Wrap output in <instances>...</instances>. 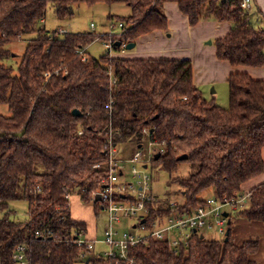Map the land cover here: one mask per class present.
<instances>
[{
  "label": "trees",
  "instance_id": "obj_1",
  "mask_svg": "<svg viewBox=\"0 0 264 264\" xmlns=\"http://www.w3.org/2000/svg\"><path fill=\"white\" fill-rule=\"evenodd\" d=\"M115 2L128 4L131 13L117 17L124 24L121 33L101 38L113 42L114 53L122 50L117 41L127 44L154 30L167 31L162 8L174 2L189 27L205 20L230 22L229 32L214 42L218 59L264 67V28L251 23L240 0H0V106L8 111L0 113V264H13L22 243L29 264H75L81 253H89L73 242L86 229L70 217L64 192L85 187L81 200L100 212L90 195L105 171L94 166L109 160L110 148L139 143L143 129L164 144L154 166L169 173L179 162L193 167L187 177L174 180L181 187V213L203 205L199 194L210 188L216 200L236 199L246 182L264 172V79L230 74L224 109L195 86L190 60L128 59L105 50L98 59L82 61L76 51L85 52L97 34L59 36L40 27L48 8L64 19L71 18L74 5ZM34 33L16 68L7 65L12 53L6 46ZM111 101L109 111L105 106ZM181 155L186 159L178 161ZM247 194L237 217L264 225V182ZM16 200L28 203V219L9 218V203ZM170 201L158 199L145 221L148 229L157 217L171 213ZM229 221L221 240H207L196 231L174 252L167 241L148 237L128 253L138 264H256L252 256L259 240L235 243L232 217ZM45 226L53 231L52 240L35 237ZM86 264L114 262L93 254Z\"/></svg>",
  "mask_w": 264,
  "mask_h": 264
},
{
  "label": "built area",
  "instance_id": "obj_2",
  "mask_svg": "<svg viewBox=\"0 0 264 264\" xmlns=\"http://www.w3.org/2000/svg\"><path fill=\"white\" fill-rule=\"evenodd\" d=\"M253 0H240V8L248 11ZM120 28V32L124 29V24L121 22H109L108 32L96 33V28L93 23L89 25V31L97 34V40H101L104 36H114L113 29ZM58 34L64 35L67 33L65 29H58ZM104 47L110 56H114L113 42L103 41ZM122 43V42H121ZM122 50L125 49V43L121 44ZM76 53L81 55L82 61H87L83 50H77ZM111 75V72H109ZM45 76L48 78L49 74ZM115 81L112 80V84ZM112 101L105 106L111 110ZM81 133V132H80ZM143 139L139 142L130 157L121 154L116 148H110L108 151L109 160L104 164H96L94 167L104 170V176L99 181L98 188L91 192L90 199L94 201L98 195L100 209L107 214V227L103 233V242L108 248L106 251L100 250L98 256L114 264H138L129 256V248L139 244H146L147 238L154 240L167 241L171 251L177 252L180 246H186L190 235L200 229L216 230L218 234L225 236L227 231V222L229 217L237 216L238 212L245 207L249 194L240 196L236 199L222 201L213 198H208L205 203L197 207L191 214L181 213L178 208L181 203L170 201L169 207L172 211L169 215L157 217L151 224V228L146 227V219H148L151 208H156L155 204L158 199L150 190L151 176L146 172L147 164L151 163L155 153L163 154L164 144L158 143L150 139L149 131L142 130ZM111 137L108 136V139ZM110 142V141H109ZM129 170L126 171V167ZM40 192V187L34 188V193ZM77 194H83L85 187L79 188ZM72 192L65 190L64 199L69 204V198ZM227 213V217L223 213ZM122 219L134 221L131 230H119L113 227L115 223H120ZM145 232L140 234V232ZM176 232L177 238H174L172 233ZM199 233V232H198ZM79 236H74L73 242L78 247L84 246L87 251H94V246L97 241L85 240V232L81 231ZM35 237L52 240L54 233L46 226L35 232ZM171 235V236H170ZM100 242V243H101ZM102 243V244H103ZM26 244L16 246L12 255L13 264H29L26 257ZM81 257L84 254H80Z\"/></svg>",
  "mask_w": 264,
  "mask_h": 264
},
{
  "label": "rangeland",
  "instance_id": "obj_3",
  "mask_svg": "<svg viewBox=\"0 0 264 264\" xmlns=\"http://www.w3.org/2000/svg\"><path fill=\"white\" fill-rule=\"evenodd\" d=\"M172 7V12L170 10L166 9V5H163L162 11L168 18V29L165 32V34L171 35V37H168V40L173 46H178L180 43H183L184 38V20L181 14L177 12V9L174 5H170ZM174 9V11H173ZM73 15L71 18H64V19H58L52 8H48L44 21L40 23V27L44 26L45 30L47 31H53L58 29H65L70 32L75 33H84L89 31V25L90 23H93L96 28V33H103L108 32L109 28V22H116L117 17H128L131 13V8L128 4L124 2H115L111 4L106 3H96L94 5H86V4H79L74 5L72 7ZM109 17H111L109 19ZM254 23V22H253ZM252 23V24H253ZM188 24H186L187 27ZM254 25V24H253ZM257 27V25H254ZM189 27V26H188ZM113 33H119L120 28L117 26L112 30ZM59 36L61 34H58ZM35 37L34 34L24 35L20 40L14 41L9 43L6 47L10 50L12 53L11 58L5 62L7 65H11L13 68H16V65L21 60L22 55L25 51L26 45L28 41ZM207 46H213L214 41L207 39ZM211 43V45H209ZM87 49V51H86ZM85 49L84 55L86 57L98 59L106 50L104 47V43L102 40H95L90 46H87ZM135 50H124V52H134ZM16 71V70H15ZM214 90L215 93H211V91ZM208 93H211L213 96H215L216 100L215 103L221 108H228L229 106V96H228V86L225 83H217L216 85H210L209 88H204V97L209 101ZM217 92V93H216ZM208 96V97H206ZM214 102V100H213ZM221 105V106H220ZM0 113L4 116L8 115L7 107L6 106H0ZM142 141V140H141ZM140 141V142H141ZM139 145V143H133V142H125L119 146V149L121 151V154L127 155L130 157V153L134 151L136 148V145ZM130 155V156H129ZM129 170V166L126 167V171ZM193 171V167L189 162H179L177 165V168L175 171L169 173L162 170L160 167L154 166L153 163L147 164L146 172L149 173L151 176V183H150V190L155 195V197L159 200L164 199L165 197H169L171 201L176 203H181L183 201V198L180 194L181 187L174 182L176 178L181 179L187 177L191 172ZM264 180V173L249 180L241 187V196L246 195L250 188L256 186L257 184L261 183ZM215 197L214 189L210 188L205 191H203L201 194H199V198H202L203 200H206L207 198H213ZM205 198V199H204ZM9 210L10 215L9 218L11 220L15 221H24L28 219V203L24 200H16L9 203ZM101 211V210H100ZM105 217L106 214L101 211L99 212V215H96L94 218L97 219V230H98V236L95 241L97 243L94 246V251H91L84 255L83 257H79V259L76 260L75 264H86V262L91 258L93 254H97L102 251L108 250L106 247L107 245L101 242L103 240V229L105 226ZM236 217L233 215V218ZM232 218V227L234 228V219ZM237 218V217H236ZM121 223V224H120ZM120 223H115L112 225L113 227H116L117 229L123 231V230H131L134 221H128L127 219H122ZM199 232L204 236L207 240H221L224 238L223 235L218 234L216 230H206V229H200ZM205 230V231H204ZM145 232L141 231L140 234H144ZM172 235H176V232H173ZM171 236V235H170ZM258 238L259 242H262L264 239V233L260 231V229L257 230L256 235H252ZM235 239V237H233ZM101 242V243H100ZM103 243V244H102ZM235 243L239 244L236 240ZM106 245V246H105ZM261 255V254H258ZM257 255V256H258ZM257 264H260L259 260H256Z\"/></svg>",
  "mask_w": 264,
  "mask_h": 264
},
{
  "label": "crops",
  "instance_id": "obj_4",
  "mask_svg": "<svg viewBox=\"0 0 264 264\" xmlns=\"http://www.w3.org/2000/svg\"><path fill=\"white\" fill-rule=\"evenodd\" d=\"M164 5H166V9L170 10L171 12L172 7L170 5H174L177 9V12L182 15L184 20V42L180 43L178 46H173V44H171L168 40V37H171V35L167 36L165 34L166 31L154 30L136 38L134 41V52L125 53V49H123L119 52H116L114 56L128 59L142 58L190 60L193 69V83L200 90L203 97L205 96V87L209 88L210 85H216L217 83L227 84V78L230 74L245 73L256 80L264 79V67L232 66L229 62L217 58L215 44L210 47L207 46L208 42H205L207 39L215 42L216 39L224 37L229 32L231 29L230 22L205 20L198 22L192 27H188V25L186 27V17L178 10L177 5L174 2H167ZM248 14L251 16V23L254 22L253 24L257 25V27L264 28V0H253V3L248 10ZM209 45H211V43H209ZM211 93H215L214 90H212ZM211 93L207 92V95L209 96V100H214L215 103L216 98ZM262 182H264V180ZM68 208L70 217L73 220L85 224V240L95 241L98 236V221L94 217L99 215V212L96 213L94 206L91 203H84L81 200V196L77 193L72 194V196L69 198ZM236 217H232L234 219L235 225L232 230V235L239 244L245 240L256 238L252 235H256L258 229L264 233L263 224L258 222H249L242 217ZM106 227L107 214L105 217L103 233ZM200 231L201 230L198 232ZM201 236L204 237L202 234ZM173 237L177 238V235H173ZM252 259L256 262V264V260H259L260 264H264V239L262 242H259V250L254 256H252Z\"/></svg>",
  "mask_w": 264,
  "mask_h": 264
},
{
  "label": "water",
  "instance_id": "obj_5",
  "mask_svg": "<svg viewBox=\"0 0 264 264\" xmlns=\"http://www.w3.org/2000/svg\"><path fill=\"white\" fill-rule=\"evenodd\" d=\"M121 44H122V43H121L120 41H117V42H116V45H117V46H121ZM134 47H135V43H134V42H131V43H127V44H125V49H126V50H131V49H133ZM72 114H73V115H80V113H79L78 110H73ZM137 147L139 148L140 145H138ZM159 156H160V153H155L154 156H153V159L156 160ZM184 159H186V155H181V156L178 157V161H181V160H184ZM98 200H99V196L97 195V196L95 197L94 201L96 202V201H98ZM223 216H224V217H227V213L224 212V213H223ZM229 223H230V221L228 220L227 224H229ZM227 235H228V231H226V233H225V236H227ZM225 240H227V237L225 238Z\"/></svg>",
  "mask_w": 264,
  "mask_h": 264
}]
</instances>
